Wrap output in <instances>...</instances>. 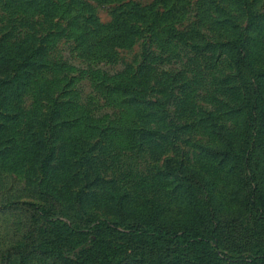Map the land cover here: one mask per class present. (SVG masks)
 Returning <instances> with one entry per match:
<instances>
[{
  "label": "rangeland",
  "instance_id": "374dc122",
  "mask_svg": "<svg viewBox=\"0 0 264 264\" xmlns=\"http://www.w3.org/2000/svg\"><path fill=\"white\" fill-rule=\"evenodd\" d=\"M254 187L264 0H0V264H73L24 245L52 225L29 202L214 235L121 264H264Z\"/></svg>",
  "mask_w": 264,
  "mask_h": 264
},
{
  "label": "trees",
  "instance_id": "16d2710c",
  "mask_svg": "<svg viewBox=\"0 0 264 264\" xmlns=\"http://www.w3.org/2000/svg\"><path fill=\"white\" fill-rule=\"evenodd\" d=\"M253 192L259 195L261 201L251 204V208L260 213L264 209V199L257 187H254ZM28 204L35 208L34 220H46L52 225L45 240L40 242L35 236H30L26 238L24 245L31 249L43 247L45 251H52L60 256L70 253V256L63 259L68 258L73 264H121L128 258H143L144 253L151 260L193 259L194 252L203 255L200 244H210V240H215L214 235L206 237L211 232L204 236L190 229H168L164 224L152 220L142 227L124 226L119 222L109 224L89 216L83 218V222L75 217H68L70 222L63 219L49 221L47 206L30 202ZM260 256H264V250Z\"/></svg>",
  "mask_w": 264,
  "mask_h": 264
}]
</instances>
